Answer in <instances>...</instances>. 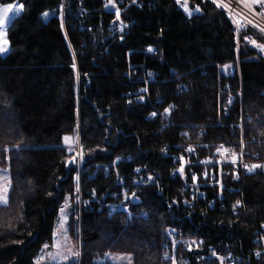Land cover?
<instances>
[{
	"label": "trees",
	"instance_id": "16d2710c",
	"mask_svg": "<svg viewBox=\"0 0 264 264\" xmlns=\"http://www.w3.org/2000/svg\"><path fill=\"white\" fill-rule=\"evenodd\" d=\"M15 2L22 12L0 55V168L9 178L0 264H33L66 198L70 237L80 239L70 264H112L111 254L131 255L132 264H264L254 254L264 169L243 175L239 168L235 180L222 165L220 191L199 186L201 200L184 185L194 184L191 174L207 184L209 173L188 166L182 181L183 161L173 162L179 155L222 161L231 151L232 161L235 154V161L264 162V51L250 42L264 44V36L246 24L237 34L209 0H187L190 10L200 8L191 16L177 0H113L126 24L121 34L109 30L114 16L101 10L108 0L0 5ZM74 134L79 158L64 141ZM138 175L152 185H138ZM121 186L128 190L116 198L122 209L110 214ZM168 232L199 243L173 249Z\"/></svg>",
	"mask_w": 264,
	"mask_h": 264
},
{
	"label": "built area",
	"instance_id": "2783aa9c",
	"mask_svg": "<svg viewBox=\"0 0 264 264\" xmlns=\"http://www.w3.org/2000/svg\"><path fill=\"white\" fill-rule=\"evenodd\" d=\"M117 1H122V0H117ZM212 2V0H209ZM222 3L224 4H228L230 6L231 9V14L229 13V11H226L224 8L226 13L228 14V17L230 18L234 28H235V32L237 34H239L241 27L246 24L248 26H250L251 28L255 29L257 32H259L260 34H262L264 36V32L261 31L262 28H264V15H260L259 13H261L262 9L260 5H253L252 9L249 10L248 8L244 7V5L242 3L239 2V0H221ZM108 2H104L102 4L101 10L103 12H107L110 13L111 15L114 16L113 20L110 21V23L108 24L109 30L115 34H121L124 32L125 28H126V24L124 22L121 21L120 19V13H121V9L118 7V5H116V8H112L111 5H109L107 8L105 7V5ZM180 5H182L180 3ZM119 9V19H117L116 16V9ZM234 20L238 21V23H235ZM150 52V51H149ZM154 53V50L151 51V53ZM230 93V92H229ZM240 94V91L238 92ZM229 102L230 99L226 102L228 103L227 105H225L224 111H226L229 107ZM155 116H152V119H154ZM232 151L231 152H227L224 156H223V160H216L214 159V157L212 156L210 159H206L204 161H200V162H190L189 160H184V158L182 157V155H179L177 157H175L173 159V162H178L179 160L183 161V167L184 170L188 167V166H197L198 170L201 172V174L206 175L208 174V178H209V183L207 184H199L196 183L197 181L195 180L194 184H190V183H185L184 188L185 189H193L192 190V196H198L199 199L203 200V197L200 196L198 192H196V188H198L199 186H213L216 187L218 189V191H220L221 189V182H220V168L222 165H229L232 168V173H233V178L235 180H237L239 178V168L242 169V173L243 175H246L248 173H251L249 171H247V169L244 167L245 164L250 165L249 163H244V161H235V163L232 162ZM241 157H242V152H241ZM183 158V159H181ZM181 163V162H179ZM258 165H264V162H261ZM213 166L216 167L217 169V173H213ZM260 170H263L264 168H259ZM210 170V171H209ZM135 174H138L137 172ZM172 176H174V174H171ZM196 177V175L191 174V182H193V177ZM180 179L182 181H184L183 176H181V174L179 175ZM138 182H136L138 185H152V180H150L148 177H146V179L142 176V175H138ZM128 190L126 187L121 186L120 188V192L119 193H113V199L114 202L109 206V213H113V214H117L121 209V204L120 202H118V200L116 199L118 195L122 196V199L126 198V194H127ZM196 192V194H195ZM194 193V195H193ZM92 199L94 200V194H92ZM221 196L219 195L217 197L218 200H220ZM188 207H192V203L189 202L187 204ZM232 213L236 214L237 210L236 208H232ZM260 231L261 233L258 234L259 235V241L254 242L256 245V248L254 249V254L255 256H261L262 260L264 261V223L260 225ZM167 238L171 244V246L174 247L180 242L181 244H183V247L185 250H192L194 249L198 243L199 240L198 239H187V240H183V241H176L175 240V235L172 232H168L167 233ZM256 240V239H255ZM193 241H195L196 243H193ZM167 253V256L165 255ZM215 253L214 250H210V254L212 255V257H217L219 258L216 253L215 255L213 254ZM163 258L164 259H173V256L169 254V252H165L163 254ZM100 260H104V258H100Z\"/></svg>",
	"mask_w": 264,
	"mask_h": 264
},
{
	"label": "rangeland",
	"instance_id": "374dc122",
	"mask_svg": "<svg viewBox=\"0 0 264 264\" xmlns=\"http://www.w3.org/2000/svg\"><path fill=\"white\" fill-rule=\"evenodd\" d=\"M15 7H19L21 4L15 2L12 3ZM7 5V4H6ZM5 5H0V7ZM191 15L199 14V12L195 10H190ZM22 10L19 12V14ZM184 13L189 16L188 13L184 11ZM19 14H16L15 11L10 13V19L5 21V31L7 33V27L11 23V21L16 18ZM190 15V16H191ZM42 18L44 21L47 20L48 16H43ZM7 39V36H6ZM9 46V45H8ZM8 52L0 55H5ZM72 140L69 143H65L66 147L68 148H75L77 152V157L79 158V151L77 150L78 142H77V135L74 134L70 136ZM77 158V159H78ZM78 162V161H77ZM80 170L78 171V175L80 174ZM8 171L6 168H0V185H4L8 183ZM9 188V185H8ZM6 203L0 202V205H5ZM77 205L80 207L81 203L77 202ZM61 208L64 209V212L61 213ZM70 203L66 200L59 208L58 214L53 222L52 226V235L50 242L44 243L38 252L33 257V264H70L75 262L78 256L72 255V253L78 252L80 254V239L78 237L77 241L70 237L69 234V223H70ZM79 222V217L77 218ZM80 225V224H79ZM78 228V235H79V226ZM179 242V241H178ZM47 245V247H45ZM108 260L112 264H132V256L128 254H111L108 257ZM219 262L222 261V258H218Z\"/></svg>",
	"mask_w": 264,
	"mask_h": 264
},
{
	"label": "snow or ice",
	"instance_id": "6c2138e0",
	"mask_svg": "<svg viewBox=\"0 0 264 264\" xmlns=\"http://www.w3.org/2000/svg\"><path fill=\"white\" fill-rule=\"evenodd\" d=\"M133 2L135 3V0H133ZM240 3H242L244 5V7L248 8L249 10L252 9L253 5H260L261 6V13H259L260 15H264V0H239ZM177 3L180 4L181 0H177ZM212 3L215 4L218 8H224L226 11H229V13L231 14V9L230 6L228 4H224L221 2V0H212ZM109 5H111L112 8H116V5L113 3V0H108V3L105 5V7L107 8ZM184 9V11L186 13L189 14V16L191 15V11L188 7V3L187 0H184V3L181 5ZM23 5H20L19 7H15V5L13 4H7L5 6L0 7V54H4L6 52H8L10 50L8 44V40L6 39V31H5V21L10 19V13H12L13 11H15L16 14H19V12L22 10ZM195 11L199 12L200 8L197 7L195 9ZM43 16H48V13L45 12L42 14ZM116 16L117 19H119V9H116ZM235 23H238V21L234 20ZM61 27L63 28V24L61 25ZM262 32H264V28L261 29ZM254 46H256L257 48H259L261 51H264V44H256L255 41H250ZM148 51H153V49L149 48ZM72 67L75 69L76 65H75V58H73V65ZM228 67V66H226ZM141 91H147L146 89H142ZM141 99H143V97H141ZM171 108V106H170ZM169 109H165V113L170 111ZM153 116L156 115V113H152ZM72 140L71 137L65 136L64 137V141L65 143H69ZM243 144V142H241ZM223 147V146H221ZM187 151L191 152L194 151V149L189 148L187 149ZM227 151V150H225ZM82 155V154H81ZM119 159V158H117ZM183 159V158H181ZM71 162H75L74 160ZM233 163H235V154H234V158H233ZM244 167L247 169V171L251 172L256 168H264V165H247L245 164ZM137 171H139V169H137ZM181 176H183L184 174V167L183 164H181V168L179 169ZM79 179V177H77V180ZM151 179V178H150ZM196 177H193V182H195ZM77 191H79V187L77 186ZM7 194H8V184L5 183L4 185H0V202L2 203H7ZM67 200V198H66ZM240 202L237 201V205H239ZM235 207V206H234ZM64 212V209L61 208V213ZM174 231V230H173ZM193 243H196L195 241H193ZM45 247H47V245H45ZM215 255V253H213ZM72 255L74 256H78L79 253L75 252L72 253ZM167 256V253L165 254ZM173 264H175V261L173 262Z\"/></svg>",
	"mask_w": 264,
	"mask_h": 264
}]
</instances>
